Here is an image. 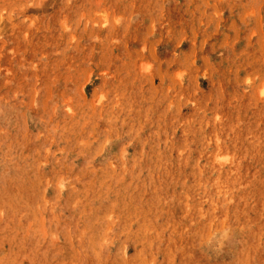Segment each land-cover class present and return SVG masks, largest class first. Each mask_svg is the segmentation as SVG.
<instances>
[{
	"label": "rangeland",
	"instance_id": "obj_1",
	"mask_svg": "<svg viewBox=\"0 0 264 264\" xmlns=\"http://www.w3.org/2000/svg\"><path fill=\"white\" fill-rule=\"evenodd\" d=\"M0 264H264V0H0Z\"/></svg>",
	"mask_w": 264,
	"mask_h": 264
}]
</instances>
